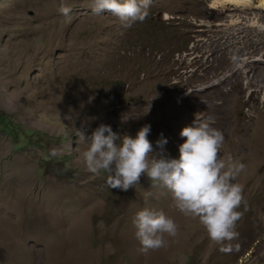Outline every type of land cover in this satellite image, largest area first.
<instances>
[{
	"label": "rangeland",
	"instance_id": "374dc122",
	"mask_svg": "<svg viewBox=\"0 0 264 264\" xmlns=\"http://www.w3.org/2000/svg\"><path fill=\"white\" fill-rule=\"evenodd\" d=\"M213 1L152 0L122 27L92 0H63L67 16L61 0H0V264H264V12ZM195 118L223 133L226 163L245 165L226 252L146 175L108 188L76 136L148 124L153 152L163 134L177 158ZM144 207L177 225L147 252L131 223Z\"/></svg>",
	"mask_w": 264,
	"mask_h": 264
},
{
	"label": "clouds",
	"instance_id": "9594fccd",
	"mask_svg": "<svg viewBox=\"0 0 264 264\" xmlns=\"http://www.w3.org/2000/svg\"><path fill=\"white\" fill-rule=\"evenodd\" d=\"M151 3L152 0H92L91 11H107L121 21L122 27H129L145 19ZM58 11L67 16L71 9L61 0ZM212 123L210 118H195L191 126L183 127L179 136L185 139L177 146V158L165 154L167 140L163 134L155 141L159 151L153 152V143L147 139L148 124L140 127L134 137L119 135L106 124L98 125L87 136L82 128H76V136L88 145L82 154L87 171L106 173L108 188L127 191L138 184L141 174L146 175L168 191L180 213L197 219L208 238L226 252L230 245L224 242L238 236L235 226L241 215L237 209L242 201V186L234 181L245 165L231 158L225 162L219 154L224 135ZM50 154L54 156L55 150ZM131 223L142 252L166 246L165 236H175L177 231L170 216L149 207L136 211Z\"/></svg>",
	"mask_w": 264,
	"mask_h": 264
},
{
	"label": "bare ground",
	"instance_id": "6f19581e",
	"mask_svg": "<svg viewBox=\"0 0 264 264\" xmlns=\"http://www.w3.org/2000/svg\"><path fill=\"white\" fill-rule=\"evenodd\" d=\"M225 2L228 4H234L236 6L243 7L244 12L247 10H250V11L260 10L264 12V0H224V1L222 0V3H225ZM219 3L222 4L220 1H217V0L213 1V4H219ZM253 23L255 24L256 22L254 21Z\"/></svg>",
	"mask_w": 264,
	"mask_h": 264
}]
</instances>
